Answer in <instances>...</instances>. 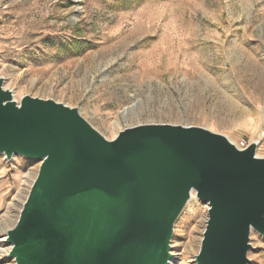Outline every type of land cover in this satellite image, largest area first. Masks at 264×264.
Segmentation results:
<instances>
[{
	"label": "rangeland",
	"instance_id": "obj_1",
	"mask_svg": "<svg viewBox=\"0 0 264 264\" xmlns=\"http://www.w3.org/2000/svg\"><path fill=\"white\" fill-rule=\"evenodd\" d=\"M0 78L16 102L77 108L109 140L138 124L196 126L257 141L264 157V0H0ZM39 165L0 156L1 228ZM206 219L194 197L174 226L175 264H195ZM1 228L0 264H12ZM250 244L249 264H264V237Z\"/></svg>",
	"mask_w": 264,
	"mask_h": 264
},
{
	"label": "water",
	"instance_id": "obj_2",
	"mask_svg": "<svg viewBox=\"0 0 264 264\" xmlns=\"http://www.w3.org/2000/svg\"><path fill=\"white\" fill-rule=\"evenodd\" d=\"M203 127L138 124L109 140L77 108L0 78V156L40 165L15 224L12 264H169L187 203L207 205L195 264H249L264 237V157Z\"/></svg>",
	"mask_w": 264,
	"mask_h": 264
},
{
	"label": "bare ground",
	"instance_id": "obj_3",
	"mask_svg": "<svg viewBox=\"0 0 264 264\" xmlns=\"http://www.w3.org/2000/svg\"><path fill=\"white\" fill-rule=\"evenodd\" d=\"M245 113V111L243 110V111H241V114H244ZM195 120V119H194ZM257 142V141H256ZM258 143V142H257ZM17 220V219H16ZM16 222V221H15ZM15 222H14V224H15ZM11 224V223H10ZM6 225V224H5ZM5 225H3L5 228H6V226ZM1 228V230H3V231H7V230H9V229H5V228ZM5 232H4V234H5ZM176 263V259L173 257L172 259H171V261L169 262V264H175Z\"/></svg>",
	"mask_w": 264,
	"mask_h": 264
},
{
	"label": "built area",
	"instance_id": "obj_4",
	"mask_svg": "<svg viewBox=\"0 0 264 264\" xmlns=\"http://www.w3.org/2000/svg\"><path fill=\"white\" fill-rule=\"evenodd\" d=\"M244 148V147H243Z\"/></svg>",
	"mask_w": 264,
	"mask_h": 264
}]
</instances>
